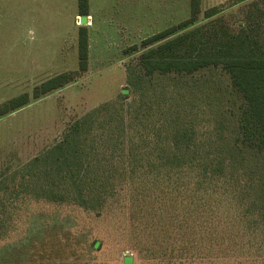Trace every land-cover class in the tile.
Returning a JSON list of instances; mask_svg holds the SVG:
<instances>
[{
    "label": "trees",
    "instance_id": "1",
    "mask_svg": "<svg viewBox=\"0 0 264 264\" xmlns=\"http://www.w3.org/2000/svg\"><path fill=\"white\" fill-rule=\"evenodd\" d=\"M247 1L212 7L199 19L201 0H189L188 18L141 42L138 76L129 68L128 84L114 100L69 124L58 142L33 158L27 167L36 173L29 180L20 175L22 190L53 203L67 201L96 211L113 190L128 185L127 193L134 196L139 213L162 222L164 234L177 223L182 255L191 240L197 243L203 237L217 246L224 239L235 245L236 236H249V247L264 252V7L252 4L236 29L225 26L220 17L224 10ZM76 16L80 18L77 69L41 82L30 94L2 102L0 119L71 85L87 71L89 0H76ZM131 50L136 52V47ZM208 69H219L227 76L238 107L229 112L232 120L219 111L212 132L203 137L179 132L172 123L183 122L182 109L191 110L185 94L179 98L184 102L165 109V103L151 99L154 95L148 88L156 77H186ZM133 93L139 100L127 101ZM185 113L183 117H188ZM203 143L205 148L200 146ZM215 194L224 196L228 209L234 210L228 211L227 227L221 230L211 223L208 208ZM56 233L52 227L38 225L31 242L27 238L13 252L0 250V264H31L33 255L40 262L48 259L44 244ZM35 244L38 255L31 253ZM228 249L226 245L224 250ZM194 255H199L197 250Z\"/></svg>",
    "mask_w": 264,
    "mask_h": 264
},
{
    "label": "rangeland",
    "instance_id": "2",
    "mask_svg": "<svg viewBox=\"0 0 264 264\" xmlns=\"http://www.w3.org/2000/svg\"><path fill=\"white\" fill-rule=\"evenodd\" d=\"M234 1L201 0L199 19L204 11L227 8ZM262 1L249 0L224 10L222 22L236 29L252 4L264 7ZM89 7L87 71L71 85L0 119V250L13 252L27 238L31 242V233L43 225L59 234L44 244L49 258L40 262L33 255L31 264H261L264 252L249 247V236H236L235 245L226 239L217 246L205 237L197 239L198 244L191 240L182 255L177 223L164 234L162 222L139 213L134 196L127 193L128 185L113 190L96 211L67 201L53 203L22 190L20 175L29 180L36 173L27 167L34 157L58 142L69 124L114 100L128 84L131 72L138 76L141 42L189 15V0H89ZM77 20L76 0H0V104L21 93L30 94L55 75L77 69ZM151 84V99L165 103V109L184 102L179 98L185 94L187 110H191L185 113L182 109L183 122L172 126L196 137L212 132L211 123L219 111L232 120L229 112L239 104L219 69L186 77H156ZM201 87L197 98L195 91ZM134 100H139L137 93L127 101ZM184 113L189 116L183 117ZM227 127L232 129V125ZM200 146L206 147L205 143ZM211 197V223L217 230L225 229L228 211L234 210L228 209L224 196ZM249 244L256 246L252 240ZM226 245L228 250H224ZM32 247L31 253L38 255L37 244ZM196 250L199 255H194Z\"/></svg>",
    "mask_w": 264,
    "mask_h": 264
},
{
    "label": "built area",
    "instance_id": "3",
    "mask_svg": "<svg viewBox=\"0 0 264 264\" xmlns=\"http://www.w3.org/2000/svg\"><path fill=\"white\" fill-rule=\"evenodd\" d=\"M77 19H78V20H77V24L80 25V18L77 17ZM87 19H88V18H87Z\"/></svg>",
    "mask_w": 264,
    "mask_h": 264
},
{
    "label": "crops",
    "instance_id": "4",
    "mask_svg": "<svg viewBox=\"0 0 264 264\" xmlns=\"http://www.w3.org/2000/svg\"><path fill=\"white\" fill-rule=\"evenodd\" d=\"M87 21V20H86Z\"/></svg>",
    "mask_w": 264,
    "mask_h": 264
}]
</instances>
